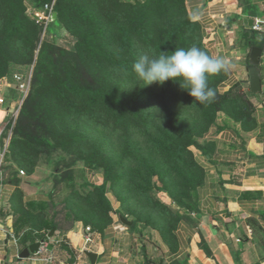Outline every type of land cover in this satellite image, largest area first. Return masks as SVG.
I'll return each mask as SVG.
<instances>
[{
	"label": "trees",
	"instance_id": "16d2710c",
	"mask_svg": "<svg viewBox=\"0 0 264 264\" xmlns=\"http://www.w3.org/2000/svg\"><path fill=\"white\" fill-rule=\"evenodd\" d=\"M28 1L42 7L54 0H0V83L10 76L14 66H33L32 89L19 110L7 148L11 162L33 175L41 157L64 151L86 161L92 169H101L104 183L80 199L94 213L104 216L108 225L113 219L107 186L123 181L118 174L125 165L111 164L105 153L93 148L82 128L111 136L121 134L127 140L122 161L140 162L139 171L159 175L165 169L168 176L170 167L177 166L180 171L192 172V180L185 179L188 202L176 197L179 207L192 211L195 192L205 181V170L191 151L192 147L204 151L199 134L184 129L183 115L179 111L168 109L166 119L151 112L150 100L161 91L141 87L136 94H131L121 83L126 78H135L132 65L141 53L159 56L161 52H174L176 47H190L193 33L197 34L198 46L210 55L204 45L201 25L188 12V0H55L57 18L53 24L61 26L74 39L71 49L58 45L53 39H41L43 28L29 14ZM241 42L249 50L264 51V41L257 39L252 29L244 33ZM112 76L123 79L113 81ZM227 76V71L221 73L217 84L223 83ZM210 79L209 87L214 88ZM173 84L181 88L178 83ZM240 87L237 84L224 93L214 88V98L204 103L195 102L187 93L190 106L198 105L214 114L208 117L202 136L221 117L239 124L245 132L256 130V110L243 107L242 112L231 111L243 103L237 95ZM261 95L249 90V102L254 104L253 100ZM164 126L167 129H163ZM175 136L179 139L178 145H173ZM85 150L92 151L93 158H88L89 152L83 154ZM147 156L162 161L163 167L143 162ZM67 175L70 177V173ZM162 179L167 184L166 179ZM13 182L21 183L18 175ZM141 194L148 195L138 187L136 198ZM17 195L19 204L38 210L35 221L40 223V233L48 221L49 203L25 202L21 191ZM156 206L179 222L180 216L174 215L169 207L162 203ZM42 217L47 219L45 223L40 221ZM72 220L85 223L82 218ZM132 223V227L137 224L135 220ZM46 228L48 231L40 235L42 239L52 230L64 227L53 220L48 221Z\"/></svg>",
	"mask_w": 264,
	"mask_h": 264
},
{
	"label": "crops",
	"instance_id": "0c3cea01",
	"mask_svg": "<svg viewBox=\"0 0 264 264\" xmlns=\"http://www.w3.org/2000/svg\"><path fill=\"white\" fill-rule=\"evenodd\" d=\"M191 4L206 49L228 62L222 92L237 84L249 85V68L244 65L251 50L241 38L252 29L251 19L264 21V0H193ZM259 70L264 77V63ZM261 93L253 100L259 105L256 130L245 132L221 117L201 141L204 151L192 148L205 170V181L195 192L192 211L182 208L172 229L162 222L156 228L141 223L132 227V220L126 218L132 223L128 227L114 214L100 230L83 221L70 222L51 239L47 236V248L20 260L22 251L34 243L24 244L15 236L11 221L0 219V264H91L89 251L97 255L96 264H264V81ZM4 159L0 155V213L12 211L18 191L25 202H50L43 189L46 184L14 183L5 169L13 163ZM47 225L48 221L35 243L46 240L40 235L48 231ZM87 227L92 229L93 243L83 252Z\"/></svg>",
	"mask_w": 264,
	"mask_h": 264
},
{
	"label": "rangeland",
	"instance_id": "374dc122",
	"mask_svg": "<svg viewBox=\"0 0 264 264\" xmlns=\"http://www.w3.org/2000/svg\"><path fill=\"white\" fill-rule=\"evenodd\" d=\"M191 1L193 0H188L186 6L191 17H193L191 13L194 11V8ZM44 6L37 7L35 2L28 1L29 14L32 9L42 11ZM262 33L263 34L260 35L256 33V37L264 41V32ZM45 37L55 40L58 45L67 49H71L74 46V39L65 32L61 26L55 25L53 22L49 24L45 34L42 32L41 39ZM190 39V46L193 44L198 46L197 34L193 33ZM261 62L262 64L264 63V55L262 56ZM244 67L245 70H248L247 61ZM32 72L33 66H14L10 76L7 77L8 80L3 84L0 83V86H2L1 93H3L6 99L5 105L0 107V130H5L4 138L6 139H9L14 121L19 114L18 112L32 89ZM220 74L211 77L210 81L212 85H215L214 88H216V90L218 89L217 91L224 93L221 89L222 82L217 84V80L221 79ZM15 75H20L22 79L16 81L14 79ZM111 78L113 81H121L123 79L122 77L115 76ZM121 83L123 88L126 91H130L131 94H136L141 87H144L142 83L137 84L136 77L126 78L123 82L121 81ZM146 87L166 94L163 98L161 97L163 96L161 93L159 96L156 95L151 98L150 102L152 108H150V110L152 113H156L160 117L166 119L168 109L179 111V113L183 115L181 119L184 129L192 134H199L198 138L200 142L205 138L206 135L202 136V133L206 130L205 125L208 121V117L214 115L212 112L198 105L190 106V103H188L189 100L187 99V92L171 83V81L163 85L153 83ZM249 90V85L240 87L237 91V95L240 96L239 98L243 103L240 107L231 108V111L234 109V111L242 112L241 108L243 107H248L249 111L252 109L257 111V109H259V105H257L256 102H254V104L249 102ZM215 123L217 124L218 120ZM82 129L90 138L93 148L105 153L111 164L115 166L125 165L124 170L119 171L118 174V177L123 181L114 185L109 183L107 186V197L111 203L110 215L114 214L117 218L123 216L127 219L135 220L136 223H141V225L153 226L155 228L159 227L156 224H160V222L164 224L168 222L170 228L174 226L176 221L171 217V214L165 215L161 208H157L156 203H162L166 207H169L175 213L174 215H179V211L182 210V208L178 206L176 200L180 198L187 201V195L185 194V179L192 180V172L190 173L186 170L180 171L177 166L170 167L171 174H168V176H166L167 172L165 169L163 171L161 170L159 175L139 171L138 165L141 164L140 162L129 164V162L122 161L127 140L121 134H112L111 136V134H100L87 127H83ZM163 129H167L166 126H164ZM155 136L159 135L155 134ZM178 141V137L175 136L173 145H178ZM88 152L91 154L87 156L91 158L93 155L92 151L85 150L83 154H87ZM4 160L11 162L9 152H6ZM145 161L149 164H163L162 161L150 156L145 157L143 162ZM161 167H163V165ZM185 167L186 166H182V169ZM5 169L7 170V174L9 173L11 175L10 177L12 179H17L18 175L23 179L21 180L22 182L27 180L37 181L38 184H46L43 186V189L48 193L50 198L49 206L46 210V214L49 215V217H47L48 221L54 220L60 223L64 228H68L70 222L73 221L72 219L82 218L86 225L88 224L97 230L103 229L106 226L104 221L105 217L101 216L100 213H94L90 206L87 205L84 200L80 199V197L84 198L90 192L94 191L96 186L104 183L105 177L101 169L97 167L92 169L88 167L86 161L79 160L76 155H69L64 151H58L53 153V155L41 157L33 175H28L25 171L18 169L16 164H7ZM22 172H24V174ZM68 173H70V177H68ZM162 177L166 179L167 184H165V182L163 183ZM138 187H142L148 195L143 196V194H141L140 198H136L135 193ZM11 207V212L5 213L3 209H1L0 219L3 221H11L15 236L24 244L37 240L39 237L40 223L35 221V216L37 217L39 213L38 210L26 206L25 204H19L17 201H12ZM46 220L47 219L43 217L40 218L42 223H45Z\"/></svg>",
	"mask_w": 264,
	"mask_h": 264
},
{
	"label": "clouds",
	"instance_id": "9594fccd",
	"mask_svg": "<svg viewBox=\"0 0 264 264\" xmlns=\"http://www.w3.org/2000/svg\"><path fill=\"white\" fill-rule=\"evenodd\" d=\"M169 53L161 52L159 56L141 53L132 65L137 84L142 83L146 87L172 81L178 83L195 102L204 103L214 98L215 90L209 87V78L227 71V60L209 55L195 44L187 48L176 47Z\"/></svg>",
	"mask_w": 264,
	"mask_h": 264
},
{
	"label": "built area",
	"instance_id": "2783aa9c",
	"mask_svg": "<svg viewBox=\"0 0 264 264\" xmlns=\"http://www.w3.org/2000/svg\"><path fill=\"white\" fill-rule=\"evenodd\" d=\"M54 6H55V0L52 1V3L46 4L42 11H39L37 9H32L30 11V14L33 16L36 23L38 25H40L41 27H43V33L44 34L47 32L49 24H51L54 21ZM252 30L255 33H259V35L263 34L262 32H264V21L255 22L253 27H252ZM14 79L16 81H20L22 79V77L20 75H15ZM7 80H8L7 78L3 79L1 81V84L5 83V81H7ZM1 92H2V86H0V107L5 105V103H6V99L3 95V93H1ZM16 119H17V117H16ZM16 119H15V121H16ZM15 121H14V123H15ZM13 126H14V124H13ZM4 134H5V130H3V129L0 130V155H1V157H4L6 152H7V148H8L10 138H11L12 131L10 132L9 139L4 138ZM22 173L24 174V172H22ZM90 233H92V229L90 227H87L86 231H85V236L83 238L85 241V248H84L83 252L85 250H87L88 245L93 243V239H92ZM48 240L46 239V240L42 241V247H46V248L48 247ZM42 247H41V249H42Z\"/></svg>",
	"mask_w": 264,
	"mask_h": 264
},
{
	"label": "water",
	"instance_id": "95a60500",
	"mask_svg": "<svg viewBox=\"0 0 264 264\" xmlns=\"http://www.w3.org/2000/svg\"><path fill=\"white\" fill-rule=\"evenodd\" d=\"M57 18V13H54V20ZM254 25V20L249 21V26L253 27ZM263 56V50L260 48H253L250 52V57H249V87L250 91L253 94H260L263 91V80L261 76V72L259 70V66L261 64ZM121 222L125 225L130 227L132 225L131 222H129L125 217L121 216L120 217ZM55 234V230H52L51 233L49 234V238L51 239ZM42 247V242H37L32 245H30L28 248H26L22 253L19 255L20 260H27L33 255H37L40 253V249ZM87 257L91 261V264H96L97 262V255L93 252H87L86 253Z\"/></svg>",
	"mask_w": 264,
	"mask_h": 264
}]
</instances>
